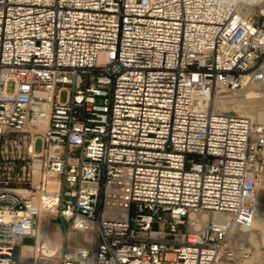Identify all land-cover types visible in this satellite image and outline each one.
<instances>
[{"label": "built area", "instance_id": "obj_1", "mask_svg": "<svg viewBox=\"0 0 264 264\" xmlns=\"http://www.w3.org/2000/svg\"><path fill=\"white\" fill-rule=\"evenodd\" d=\"M256 82L264 0H0V264L250 257L264 123L211 106ZM42 210L91 243L48 247Z\"/></svg>", "mask_w": 264, "mask_h": 264}, {"label": "bare ground", "instance_id": "obj_2", "mask_svg": "<svg viewBox=\"0 0 264 264\" xmlns=\"http://www.w3.org/2000/svg\"><path fill=\"white\" fill-rule=\"evenodd\" d=\"M257 84L259 82H256ZM255 83H249L241 88L242 94L240 96L237 95H228L222 94L221 89L215 98V102H219L221 104L220 108L226 109L229 105L237 107L238 111L243 114H254L258 109L264 105V89L261 87L256 86ZM262 120H264V110H259L257 112ZM263 175L262 180L259 186V198H258V208L257 214L255 217V221L252 228L243 229L238 228L233 237L236 240H246L248 239L249 243L251 244V252L253 255H250L248 258L241 259L239 264H264V198L262 192L260 190L262 182H263ZM52 187H57L56 181H51ZM48 216H54L53 211L42 210L40 214V223L36 230V233L39 237H44L45 243L48 247L54 246L56 242H54L47 232L45 235L42 234L41 227L44 222L48 221ZM32 247L28 246L23 249V254L32 255L33 251Z\"/></svg>", "mask_w": 264, "mask_h": 264}, {"label": "rangeland", "instance_id": "obj_3", "mask_svg": "<svg viewBox=\"0 0 264 264\" xmlns=\"http://www.w3.org/2000/svg\"><path fill=\"white\" fill-rule=\"evenodd\" d=\"M257 84V83H255ZM259 85V86H258ZM256 86L261 87L264 89V83H258ZM10 89H12V84L10 85ZM221 89L217 90L215 93L216 94L220 91ZM241 89H236V90H232V89H224L222 92V94H228V95H237L240 96L242 94V92L240 91ZM213 99L212 102V108L218 111H222V112H229V113H237V114H241V115H246L248 117H250L255 123H264V120H262L259 116V114L257 113L259 110H264V105L261 107V109H258L256 112H254V114H243L241 112L238 111L237 107H234L231 105L228 106V108L226 109H222L220 108L221 104L218 102H215V97ZM67 99V90H62L61 92V100L65 101ZM43 148V142L41 138H38L36 140L35 143V149L36 151H41ZM263 180H264V172H263ZM263 198H264V181L262 182L261 188H260ZM61 219L55 216H48V221L44 222V224L41 227L42 230V234L45 235L47 232L49 233L50 238L58 243V244H64V245H69V246H75L77 244H83V245H88L90 244V239H89V235H83L81 234L79 236V234H77L76 231H74L71 228H62V224H61ZM60 228L62 230H60ZM233 240L235 241H239L241 243H244L246 248H249L251 250V244L249 243L248 239L246 240H236V238L233 237ZM34 237H30V236H26L23 238V242L27 245L33 244L34 243ZM23 252V251H22ZM251 255H253V253L251 252ZM20 264H34V256L33 253L32 255H26L23 254L20 258ZM37 264H58L57 259L53 260V261H47V260H43V259H39Z\"/></svg>", "mask_w": 264, "mask_h": 264}, {"label": "crops", "instance_id": "obj_4", "mask_svg": "<svg viewBox=\"0 0 264 264\" xmlns=\"http://www.w3.org/2000/svg\"><path fill=\"white\" fill-rule=\"evenodd\" d=\"M61 221H62V220H61ZM61 224H62V228H64V229L68 228V229H69L68 224H67L66 222L62 221ZM60 230H62V229L60 228ZM77 234H79V236L81 235L80 233H77ZM62 245H63L64 247H66V248H73V247H75V246L83 245V244H77V245H75V246H69V245H64V244H62Z\"/></svg>", "mask_w": 264, "mask_h": 264}]
</instances>
